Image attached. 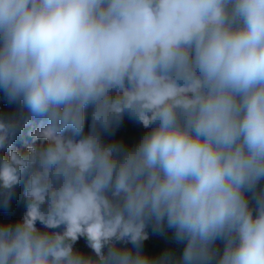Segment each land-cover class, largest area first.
<instances>
[{"label":"clouds","instance_id":"clouds-1","mask_svg":"<svg viewBox=\"0 0 264 264\" xmlns=\"http://www.w3.org/2000/svg\"><path fill=\"white\" fill-rule=\"evenodd\" d=\"M0 93V264H264V0H0Z\"/></svg>","mask_w":264,"mask_h":264},{"label":"trees","instance_id":"trees-1","mask_svg":"<svg viewBox=\"0 0 264 264\" xmlns=\"http://www.w3.org/2000/svg\"><path fill=\"white\" fill-rule=\"evenodd\" d=\"M15 111L16 107L14 105H9L5 101L3 94L0 93V116H7L14 113ZM89 122L90 117L86 115L85 131L88 129ZM27 131L28 129L25 128L24 132L27 133ZM144 132L145 129H143L141 125L125 116L122 125L116 130L115 137L113 138L121 139L125 143L132 145L140 139ZM25 142L32 144L31 138L27 137V135L18 136L14 141V146L23 153L26 151ZM42 143H44L42 140H36L34 146L39 147ZM0 155H6V153H2ZM23 191L24 183L22 180L21 184L15 189V195L10 201L9 208L5 210L3 207H0V222L15 223L17 220L22 218L26 212L27 205V200L23 195ZM37 227L42 231L45 230L39 224H37ZM147 232L148 239L144 241L143 252L149 257L156 258L165 250L174 251L179 254L182 245H177L171 239V233H169L167 236H161L153 233L150 227L147 229ZM127 247L132 248L131 245H127ZM74 249L85 256H92L95 258L91 249L87 246V242L84 237H81L77 240V242L74 244Z\"/></svg>","mask_w":264,"mask_h":264}]
</instances>
